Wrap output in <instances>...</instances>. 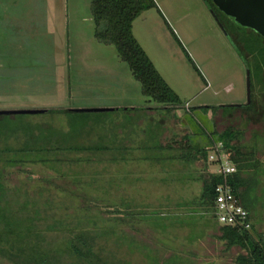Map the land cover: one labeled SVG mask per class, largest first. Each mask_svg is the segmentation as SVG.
Wrapping results in <instances>:
<instances>
[{
  "label": "rangeland",
  "instance_id": "rangeland-1",
  "mask_svg": "<svg viewBox=\"0 0 264 264\" xmlns=\"http://www.w3.org/2000/svg\"><path fill=\"white\" fill-rule=\"evenodd\" d=\"M154 2L132 33L182 99L174 110L95 37L90 0H0V110H36L2 115L45 126L48 145L104 149L53 163L0 154V264H234L198 206L213 165L173 148L187 130L232 126L255 150L251 231L264 239L263 34L211 0Z\"/></svg>",
  "mask_w": 264,
  "mask_h": 264
},
{
  "label": "trees",
  "instance_id": "trees-1",
  "mask_svg": "<svg viewBox=\"0 0 264 264\" xmlns=\"http://www.w3.org/2000/svg\"><path fill=\"white\" fill-rule=\"evenodd\" d=\"M155 6L154 0H90L89 4L90 14L96 26L95 37L105 44L114 46L119 58L128 65L132 76L139 82L141 93L148 100L161 104L162 107H158L159 109L174 110V108L182 105V99L160 75L132 33L133 21L144 10ZM223 16L225 15L223 14ZM227 20L232 22L229 19ZM0 118V143H3V146L0 147V154L3 152L6 155L14 153L20 157L18 161L41 160L48 162L50 160L53 163L55 160L51 156L56 152L81 150L94 153L104 151V149L89 145L70 147L63 145L61 141L55 146L48 145L45 139V126L38 124L34 129L32 125L24 122L18 127L14 124L17 121H13L9 116L0 115ZM237 130L232 126L226 127L222 131L209 128L205 131V136L203 135V137L196 140L193 139L194 147L192 149L196 151V154L207 160L208 148H213L217 141L223 142L229 158L236 164V172L229 175L226 180L232 185L234 193L251 215V209L255 204L254 197L257 194L256 190L259 185L255 173V167L259 161L253 152L255 151L253 148L246 150L241 146ZM10 137L13 139L15 137L14 140L17 142L15 147L6 141ZM190 139L192 141V137ZM199 140L204 144L201 145ZM196 143L201 146H197ZM206 143L210 146H204ZM189 158H195V156H190L185 160L187 161ZM221 181L220 176L212 173L203 180L198 203L202 211H214V187ZM213 217L218 226V239L223 241L224 249L231 251V260L234 264H264V239L254 234L251 231L252 227L250 229H240L230 225H222L217 222L214 215ZM78 248L79 246L73 244V249L79 251ZM77 253L83 254L82 252Z\"/></svg>",
  "mask_w": 264,
  "mask_h": 264
},
{
  "label": "built area",
  "instance_id": "built-area-1",
  "mask_svg": "<svg viewBox=\"0 0 264 264\" xmlns=\"http://www.w3.org/2000/svg\"><path fill=\"white\" fill-rule=\"evenodd\" d=\"M214 146L207 153V160L213 165V174L220 176L222 181L214 187L213 215L219 224L250 229L253 224L250 212L243 207L232 185L226 180L236 172V164L229 158L223 143L219 142V145Z\"/></svg>",
  "mask_w": 264,
  "mask_h": 264
},
{
  "label": "water",
  "instance_id": "water-1",
  "mask_svg": "<svg viewBox=\"0 0 264 264\" xmlns=\"http://www.w3.org/2000/svg\"><path fill=\"white\" fill-rule=\"evenodd\" d=\"M214 2L235 22L245 26L252 27L256 31L264 35V0L261 1L260 7L257 10L254 3L259 0H214ZM98 110L87 108H73L68 111H86ZM34 110L19 109V110H0L2 114H16V113H31Z\"/></svg>",
  "mask_w": 264,
  "mask_h": 264
},
{
  "label": "crops",
  "instance_id": "crops-1",
  "mask_svg": "<svg viewBox=\"0 0 264 264\" xmlns=\"http://www.w3.org/2000/svg\"><path fill=\"white\" fill-rule=\"evenodd\" d=\"M132 26H133V24H132ZM133 36H134V34H133ZM135 37V36H134ZM136 38V37H135ZM137 40V39H136ZM138 41V40H137ZM139 43V42H138ZM139 45H140V43H139ZM141 46V45H140ZM142 47V46H141ZM161 75V74H160ZM162 76V75H161ZM163 77V76H162ZM165 80V79H164ZM168 84V83H167ZM178 95V94H177ZM179 96V95H178ZM184 135H182L181 137H179L178 139L179 140H177V141H175L174 140V143L176 144H179V145H174L173 146V148L174 149H176V147H178V148H185L184 150L187 152V153H185V155L186 156H188V157H192V156H195V158H189L190 160H188V162H190V161H192V160H196V157L198 156V154H196V151L194 150V149H192L193 147H194V145H193V139H194V134L190 131V130H187L186 132H184L183 133ZM192 137V141H191V138ZM181 138V139H180ZM184 140V143L183 144H181V142ZM200 141V140H199ZM200 143H201V141H200ZM202 144H204V143H202ZM169 145V144H168ZM196 145L197 146H201L200 144H198V143H196ZM209 144H206V145H204V146H208ZM206 147H204V148H206ZM175 153V154H174ZM177 152L176 151H174L173 153H172V155L170 156V157H173V158H176V160H172V159H170V161H168V162H171V163H176V162H178V160H177ZM251 220H252V215H251ZM252 223H253V220H252ZM253 225V224H252Z\"/></svg>",
  "mask_w": 264,
  "mask_h": 264
},
{
  "label": "flooded vegetation",
  "instance_id": "flooded-vegetation-1",
  "mask_svg": "<svg viewBox=\"0 0 264 264\" xmlns=\"http://www.w3.org/2000/svg\"><path fill=\"white\" fill-rule=\"evenodd\" d=\"M212 2H214V0H211ZM215 3V2H214ZM219 7V6H218ZM220 8V7H219ZM221 9V8H220ZM262 35V34H261ZM264 37V35H262Z\"/></svg>",
  "mask_w": 264,
  "mask_h": 264
}]
</instances>
